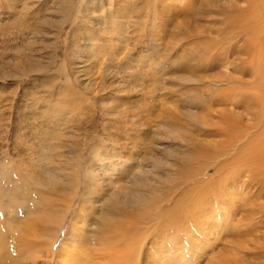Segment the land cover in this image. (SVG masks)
<instances>
[{
  "label": "rangeland",
  "instance_id": "obj_1",
  "mask_svg": "<svg viewBox=\"0 0 264 264\" xmlns=\"http://www.w3.org/2000/svg\"><path fill=\"white\" fill-rule=\"evenodd\" d=\"M122 1L119 10V4L107 0H0V192L7 200H0L2 264H54L56 257L63 264L58 261L65 255H56L68 238L69 243L80 240L85 264H111L112 257L96 253H107V242L121 249L132 236L139 252L134 264H221L222 258L227 264L261 263L245 252L264 243L258 237L264 226L254 236L255 231L246 234L245 225L259 219V213L249 216L257 204L264 205V190L257 194V187L247 181L240 187L231 177L223 182L227 176L222 172L234 166L237 153L218 158L213 144L219 138L211 133L222 124L221 112L228 121L247 118L242 101L249 100L251 85L230 82L240 77L245 56L221 54L215 63L197 66L191 43L201 45L195 37L212 39L223 16L194 14L191 0H163L148 18L142 7L153 10L154 3L129 1L140 3L135 15ZM204 1L218 11L237 3ZM117 10L126 18L116 16ZM186 109L204 127H194ZM165 122H172V133L160 127ZM91 139L84 158L94 148L107 161L98 170L99 158L93 157L91 170L97 176L89 178L82 163L75 191L76 152ZM127 140L135 147L123 149ZM154 165L152 183L169 198L157 202L154 220L146 225L140 219L136 232L126 230L120 238L118 223L132 220L117 214L114 239L100 232L90 243L98 203L110 194L107 177L120 176L122 183L139 168L149 174ZM87 196L89 230L78 237L72 221ZM94 200L98 205L91 210ZM164 215H169L167 228Z\"/></svg>",
  "mask_w": 264,
  "mask_h": 264
},
{
  "label": "bare ground",
  "instance_id": "obj_2",
  "mask_svg": "<svg viewBox=\"0 0 264 264\" xmlns=\"http://www.w3.org/2000/svg\"><path fill=\"white\" fill-rule=\"evenodd\" d=\"M100 1H106V0H100ZM122 0H107L109 5L119 4L117 9L120 10V8L123 7V4H121ZM131 0H126L125 2H129ZM140 1V0H139ZM123 2V1H122ZM144 4L154 3L151 10L148 7H142L143 8V15L145 18H148L150 15V12L152 11L155 13V6H157V3L163 2V0H142ZM192 5L196 7L197 11H194V14L202 13V14H210L212 12L219 13L223 16V18L219 21L221 24V28H218L217 34L211 39L208 38L204 40L205 37H202L199 39V37H195L194 40H198L201 42V45L191 43L193 46V52L194 55L199 58L197 66H207L209 65V62L215 63L219 57H221V54L228 55L231 52L242 54V56H245L242 60L243 66L241 70L240 77L233 78L230 82L232 84H235L237 86L251 85L250 87V94L248 99L249 100H243L242 104L245 107H242L245 110L246 120L245 116L238 117L237 121L234 119H228L225 118L224 113H220L219 121H222L221 125H215L213 132H211L212 135H215L219 138L215 143L213 144L214 152L215 154H218L217 157L226 156L232 153H237L234 166L231 167L229 165V168H225L226 170L222 172V174L226 175L227 177L223 180V182L228 179V177H231V179L238 180L239 186H243L246 184V181L248 186L250 187H257V194L261 193L264 190V0H237V3L232 4L229 3V6L225 10H220L219 12L215 5L205 2L204 0H191ZM240 3L244 4L245 6H241ZM140 4V3H139ZM138 4V5H139ZM218 4V3H217ZM128 8H132L130 12L137 15L139 13V7L140 6H133V4L128 3ZM218 8V6H217ZM224 8V7H223ZM141 9V8H140ZM117 10L116 16L120 14L121 17L126 18L124 12H119ZM126 9H124L125 11ZM216 10V11H215ZM119 17V16H118ZM129 17V16H128ZM141 18V17H140ZM125 20V19H124ZM122 22V21H120ZM177 46H187V43H176ZM224 55V56H225ZM184 57V56H183ZM226 57V56H225ZM167 58V57H166ZM214 60H210L213 59ZM159 59V58H158ZM163 58H161L162 60ZM227 60V59H226ZM211 63V64H212ZM163 65V64H162ZM188 66V65H186ZM209 69V68H208ZM157 70V69H156ZM242 71H246V75L242 74ZM192 78L191 76L188 77V80ZM199 78V77H198ZM186 80V79H185ZM221 81V80H220ZM215 82V81H214ZM218 83V82H216ZM212 84V83H211ZM215 84V83H213ZM231 85V84H229ZM236 86V87H237ZM219 87V86H216ZM247 88H249L247 86ZM213 96V94H212ZM219 100V104L224 103V100ZM245 97V96H243ZM231 105L234 103L231 101ZM241 104V105H242ZM191 109V108H189ZM186 109L185 115L188 113V110ZM231 110V109H230ZM107 111V110H106ZM106 111L103 110L104 115H108L111 113H106ZM218 113V112H216ZM212 116V113H208ZM187 116L190 118L191 121L195 122L194 127L198 126L199 129L204 127V122L199 119V117L193 113L187 114ZM200 116V115H199ZM208 120V119H207ZM206 122V120H205ZM218 122V121H217ZM160 127L162 126L165 130L169 132H173L172 129V122H165L162 124H159ZM206 126V125H205ZM219 127V128H218ZM176 131V130H175ZM165 132V131H164ZM178 133V132H177ZM112 134V133H111ZM113 135V134H112ZM115 135V134H114ZM155 135V134H154ZM159 136V134H158ZM164 136V135H163ZM161 136V137H163ZM93 139L84 142V149L82 148L80 151L76 152V148L73 147V153L76 152V158L75 162L77 164L75 168L76 171H74L75 176V186L74 189L76 191L78 183H77V175L80 174V165L83 163L86 167V177L89 178L90 175L97 176V174L91 170V164L90 160L94 158L98 159V170L103 169L102 167L106 164L107 157L105 156V153H96L94 152V148L91 149V156L90 158L86 159L83 156V153L87 146H90L92 144ZM103 140V139H102ZM129 140V139H128ZM124 141L123 143V149L127 148L128 145L131 144V147H135V143H130V141ZM114 142V141H113ZM112 143V141H111ZM69 146V145H67ZM69 148V147H68ZM137 148V147H136ZM70 149V148H69ZM68 149V150H69ZM135 150V149H134ZM213 151V150H212ZM207 151V152H212ZM69 152V151H68ZM115 152V151H114ZM206 151H203V153ZM135 153V152H134ZM133 153V154H134ZM94 154V156H93ZM67 155V154H66ZM137 155V154H136ZM135 156V155H133ZM214 156V155H213ZM71 158V157H70ZM68 159V157H67ZM72 159V158H71ZM69 159V160H71ZM142 159V157H141ZM68 160V161H69ZM67 164H69L67 162ZM72 166V165H71ZM226 166V165H225ZM70 167V166H69ZM67 167V168H69ZM228 167V166H227ZM96 168V167H95ZM94 168V169H95ZM70 169V168H69ZM154 169H156V166H153L152 170H149L148 173L142 172V169L139 168V172L136 174H131L132 178H128L126 181L121 183V177L120 176H108L107 180V187L106 189L110 191V194L107 198H105L102 203H98L100 206V212H99V218L96 220V222H93L92 227L95 228L94 230L91 229L90 233L92 238H90L91 241H94V238L98 234H105L109 233L108 238L114 239L113 231H116V219L115 216L117 214H121L124 217H129L132 221L130 223H118L121 228L122 233L120 232L117 236L121 238V235H126L127 232H136L138 229V224L140 219L146 222H152L151 220H154L153 216L154 214H158L156 210L158 208V201L164 202L167 201L168 195L167 194H161L158 192V187H156V183L154 182L152 177H156V174L154 172ZM156 171V170H155ZM46 178H48L49 173L44 171L43 173ZM148 174L149 178H145V176ZM230 174V175H229ZM43 175V176H44ZM72 175V174H71ZM105 175V173H104ZM145 175V176H144ZM147 175V176H148ZM159 175V174H157ZM73 176V175H72ZM73 176V177H74ZM130 177V176H129ZM159 177V176H158ZM162 177V176H161ZM246 178V180L240 181V178ZM168 181V175L164 177ZM193 178V175L192 177ZM155 179V178H154ZM58 181V180H57ZM66 184H68V181H64ZM164 183V182H163ZM57 185V183L55 182ZM62 185V183H59ZM55 186V185H54ZM10 188V187H8ZM164 188V187H163ZM256 189V188H255ZM168 190V188H167ZM259 190V193H258ZM8 189L5 188V192H7ZM3 190L0 192V197L4 200L6 198L2 195ZM10 192V190H9ZM92 193V192H91ZM94 193V191H93ZM75 192L72 193V198L74 197ZM86 196V193L84 194ZM83 198V195H82ZM90 197L87 196V200L84 198V201L86 200V203L83 205V208L80 209L76 215L74 216L75 222H82L81 225L77 226L74 222L73 218V225L75 234L78 233L83 235L85 237V233L88 232L87 228H89L88 224V206ZM72 200V199H71ZM71 200L69 204L71 205ZM7 201V200H6ZM83 199L81 202H83ZM159 202V203H160ZM92 208L95 207V205H98L97 202L94 200L92 201ZM122 205V208L119 205ZM258 208L256 211L251 212V215L249 216L251 219H254L255 214H260L259 219L257 221H254V224H252L250 227L246 226L245 230L246 234L252 235L250 232L255 231L256 228H262L264 226V213L262 209L264 208L263 204H257ZM129 208L131 213L127 214L125 208ZM160 207V206H159ZM253 208V207H252ZM164 209V208H163ZM163 209L160 207V212L163 211ZM260 209V210H259ZM143 216H139L136 212ZM236 208H234L233 211H235ZM67 212V210H66ZM65 212V213H66ZM159 212V213H160ZM250 212V211H249ZM247 213V215L249 214ZM66 214L62 217V221L60 222L59 226L62 225ZM160 217V215H158ZM157 216V217H158ZM169 215L161 216L165 218L163 220V224L165 228L169 226V223H166L168 221ZM79 218V219H78ZM256 218V217H255ZM157 219V218H156ZM86 223V227L83 225V223ZM150 224V223H149ZM99 225V226H98ZM147 225V222H146ZM153 225V224H152ZM250 225V224H249ZM81 226V228H80ZM59 229V228H58ZM127 230V232H125ZM58 231V230H57ZM77 231V232H76ZM250 231V232H249ZM260 230H256L253 235L255 236V233H258ZM101 232V233H100ZM78 234H76L78 236ZM97 234V235H95ZM128 235V234H127ZM55 237V236H54ZM79 237V236H78ZM126 237V236H125ZM260 239H263L264 241V233L261 234V236H258ZM142 238V237H141ZM145 238V237H144ZM112 239V240H113ZM82 240V239H81ZM69 238L63 242V246L61 247L60 251L58 252L56 256H59L60 254H64L65 256L58 261V263L63 264H85V255L81 254V252H84L83 250H80V240H74L73 242H68ZM116 241V238H115ZM262 241V242H263ZM125 243V242H124ZM116 244V242H115ZM108 251L106 252H98L97 255L101 257H112V263L111 264H134L133 260L136 259V263H138V256L139 252L137 253L136 246L137 242L135 241V238L132 236L129 243H126L125 246L121 249H114V246L111 244V242H107L105 245ZM50 248V247H49ZM236 249V248H235ZM237 249H241L238 247ZM248 250V249H247ZM54 249H52L50 252L54 253ZM116 251V253H114ZM244 251V250H241ZM252 256H254L257 260L263 259L261 263L264 264V243H260L258 245H254L252 250H248L247 252ZM244 253V254H245ZM53 256V255H52ZM4 258L3 254H0V264H2V259ZM57 257L55 259L56 263ZM227 264V258L221 259V264ZM51 264V262L49 263ZM144 264H149L148 260ZM217 264V263H216ZM256 264V263H255Z\"/></svg>",
  "mask_w": 264,
  "mask_h": 264
}]
</instances>
